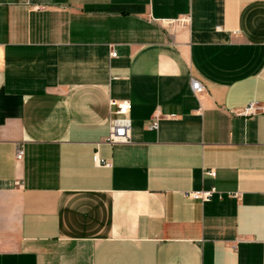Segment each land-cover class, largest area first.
I'll list each match as a JSON object with an SVG mask.
<instances>
[{
  "label": "crops",
  "instance_id": "obj_1",
  "mask_svg": "<svg viewBox=\"0 0 264 264\" xmlns=\"http://www.w3.org/2000/svg\"><path fill=\"white\" fill-rule=\"evenodd\" d=\"M253 101L264 0H0V264H264Z\"/></svg>",
  "mask_w": 264,
  "mask_h": 264
},
{
  "label": "built area",
  "instance_id": "obj_2",
  "mask_svg": "<svg viewBox=\"0 0 264 264\" xmlns=\"http://www.w3.org/2000/svg\"><path fill=\"white\" fill-rule=\"evenodd\" d=\"M188 21V20H186ZM117 53L111 51V56L115 57ZM191 87L194 94L199 95L204 92L205 88L199 80L192 79ZM110 110V133L106 142L109 144H120L130 142L131 122L127 114L131 109L130 102L117 103L111 101ZM114 107V108H113ZM264 113V102H250L246 107L234 112L237 116L251 117L257 114ZM159 127V118L155 117L149 126L150 129L157 130ZM24 158V148L22 144H19L16 148V161H22ZM204 175L215 177V170H204ZM219 194L221 197L223 194L218 192L214 187L209 191H190L185 197L188 199H195L200 201H209L214 194Z\"/></svg>",
  "mask_w": 264,
  "mask_h": 264
}]
</instances>
